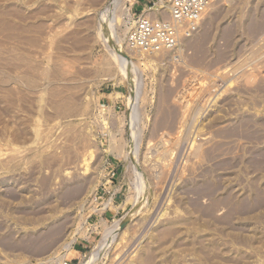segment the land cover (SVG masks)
Here are the masks:
<instances>
[{
	"label": "rangeland",
	"instance_id": "obj_1",
	"mask_svg": "<svg viewBox=\"0 0 264 264\" xmlns=\"http://www.w3.org/2000/svg\"><path fill=\"white\" fill-rule=\"evenodd\" d=\"M159 1L0 0V264H264V0Z\"/></svg>",
	"mask_w": 264,
	"mask_h": 264
},
{
	"label": "built area",
	"instance_id": "obj_2",
	"mask_svg": "<svg viewBox=\"0 0 264 264\" xmlns=\"http://www.w3.org/2000/svg\"><path fill=\"white\" fill-rule=\"evenodd\" d=\"M210 5V0H160L154 3L158 14L143 13L134 18L127 45L146 53L172 51L179 47L182 36L195 34Z\"/></svg>",
	"mask_w": 264,
	"mask_h": 264
},
{
	"label": "bare ground",
	"instance_id": "obj_3",
	"mask_svg": "<svg viewBox=\"0 0 264 264\" xmlns=\"http://www.w3.org/2000/svg\"><path fill=\"white\" fill-rule=\"evenodd\" d=\"M130 16H131V15H130ZM171 151H172V150H171ZM162 155H164V154H162ZM166 155H167V154H166ZM160 157H161V156H160ZM163 158H164V157H163ZM168 161H169V160H168ZM163 163H164V162H163ZM169 165H170V164H169ZM169 165H168V166H169ZM154 175H155V174H154ZM247 207H248V205H247V206H244V208H247ZM120 223H121V222H120ZM114 229H115V228H114ZM116 230H117V229H116ZM112 231H114V230H112ZM109 232H110V231H109ZM114 232H115V231H114ZM114 232H111V233H114ZM116 232H117V231H116ZM109 234H110V233H109ZM106 235H107V234H106ZM106 235H105V236H106ZM110 235H111V234H110ZM106 238H107V237H106ZM104 244H105V243H104ZM95 255H96V254H95ZM93 256H94V255H93ZM91 259H92V258H91ZM91 259H90V260H91ZM89 264H90V263H89Z\"/></svg>",
	"mask_w": 264,
	"mask_h": 264
},
{
	"label": "crops",
	"instance_id": "obj_4",
	"mask_svg": "<svg viewBox=\"0 0 264 264\" xmlns=\"http://www.w3.org/2000/svg\"><path fill=\"white\" fill-rule=\"evenodd\" d=\"M80 253H81L80 251L76 250L75 251V254H76L75 256H77V257L80 256Z\"/></svg>",
	"mask_w": 264,
	"mask_h": 264
}]
</instances>
